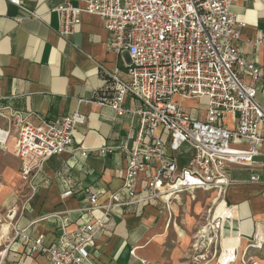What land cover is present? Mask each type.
<instances>
[{
  "label": "crops",
  "instance_id": "obj_1",
  "mask_svg": "<svg viewBox=\"0 0 264 264\" xmlns=\"http://www.w3.org/2000/svg\"><path fill=\"white\" fill-rule=\"evenodd\" d=\"M19 2L31 15L8 0H0V110L10 115L12 121L6 148L0 149V209L8 212L15 208L17 226H28L32 240L42 237L43 246L50 247L58 244L63 233L71 234L92 220L81 211L87 206L88 194L98 193L99 204H104L109 193L120 189L126 162L118 147L136 129L137 120L131 114L117 117L98 103L112 92L108 74L117 72L120 79L128 80L129 62L126 54H116L108 47V34L100 18L82 13L72 35L62 38L58 35L55 10L66 4L79 6V0ZM230 12L237 22L244 24L237 45L241 57L259 68L255 100L264 109V45L254 44L264 34V0H237ZM18 17L23 20L16 22ZM241 77L245 84H251L248 75L242 73ZM174 99L177 103V99L184 101L190 110L179 104L197 119H204V101ZM199 103L204 109L199 110ZM124 108L129 111L135 108L133 98L125 99ZM73 112L87 117L73 135V147L84 150L107 147L113 152L104 156L89 153L85 158H73L68 151L52 156L32 179L34 191L30 192L20 181V163L14 154L18 123L40 126ZM232 119L228 115L222 123L232 128ZM6 125L0 117V127ZM260 134L263 143L252 166L228 165L225 169L230 184L223 199L231 215L225 218L224 213L220 217L222 214L215 211L213 219L218 216L222 219L216 243L205 241L204 246L197 241V234L188 235L194 220L191 216L204 210L195 198L188 197L183 204L186 218L183 225L169 223L179 213L175 204L180 194L168 209L159 202L141 208H112L107 231L95 234L89 247L92 264H216L221 252L235 253L236 260L231 264H242L240 257L245 250L249 263L264 264V259L248 256L260 249L250 247L251 244L264 242V126ZM232 146L248 148L247 144ZM187 151L184 148L178 156L179 168L186 163ZM252 176L258 177L256 183L250 182ZM9 234L5 248L0 251V264H47L44 255H29L28 246L13 240L11 231Z\"/></svg>",
  "mask_w": 264,
  "mask_h": 264
},
{
  "label": "built area",
  "instance_id": "obj_2",
  "mask_svg": "<svg viewBox=\"0 0 264 264\" xmlns=\"http://www.w3.org/2000/svg\"><path fill=\"white\" fill-rule=\"evenodd\" d=\"M8 1L31 15L19 0ZM236 1L79 0V6L56 8L60 37L72 35L82 13L97 16L108 34V47L127 55L128 80L120 79L117 72L108 74L112 92L98 103L117 117H136L137 127L118 147L126 162L120 189L109 193L104 204H99L98 193L88 194L87 206L81 211L92 220L71 234L63 233L56 246H43L42 237L32 240L28 226H17L16 210L8 211L13 240L28 246L29 255L42 254L47 264H92L89 247L95 234L107 231L112 208H141L159 202L168 209L182 193L213 192L212 204L217 208L222 204L225 218L231 215L223 199L230 184L225 169L228 165L252 166L263 143L260 128L264 126V109L255 100L260 71L241 57L237 45L244 24L230 12ZM254 44L263 46L264 34ZM242 73L250 77L251 84L244 83ZM127 97L135 101L131 111L124 108ZM175 97L204 101V119L191 115ZM228 115L233 118L232 128L222 123ZM0 117L7 123L0 127L3 150L12 121L1 110ZM86 121L85 114L73 112L40 126L18 123L14 154L20 163V181L30 192L34 191L32 179L52 156L68 151L73 158H85L89 153L104 156L113 152L107 147H73V135ZM233 144H247L248 148L238 149ZM184 148L188 150L186 163L179 168L178 156ZM257 181V176L250 178V182ZM213 218L214 214L211 223L197 233L201 245L217 242L222 219ZM236 257L233 252H221L216 264H231ZM240 261L256 264L249 263L246 250Z\"/></svg>",
  "mask_w": 264,
  "mask_h": 264
},
{
  "label": "rangeland",
  "instance_id": "obj_3",
  "mask_svg": "<svg viewBox=\"0 0 264 264\" xmlns=\"http://www.w3.org/2000/svg\"><path fill=\"white\" fill-rule=\"evenodd\" d=\"M177 101L179 103H181L184 107H186L184 101H181L179 99H177ZM197 107L199 108V110H202L204 109L203 108V105L202 103H199V105H197ZM187 108V107H186ZM187 110H190L189 108H187ZM199 116H201V114L199 113ZM214 193L213 192H205L203 193L202 191H197L195 193V196H194V192L193 194H189V193H182L180 196H179V201L177 200V203L175 205H177V207L179 208V213L176 217H172L171 220H169V223L170 224H173V223H177V225L181 226L185 223V213L183 211V204H185V202L187 201V198L190 197L192 199H196V201H200L203 205L202 207V212L198 215H192L191 217H193V221H192V227L190 229V232L188 233L189 236H192V235H195L197 234L200 230H201V226L204 224V225H207L209 223H211V219L213 217V214L215 215L216 214V209H217V204L214 203L212 204V200L209 201L207 199L209 198H214ZM216 211V212H215ZM7 209H4V210H1L0 209V221L3 222V221H6V214H7ZM219 214V213H217ZM223 215H220V217H222ZM219 217V216H218ZM216 217V218H218ZM218 221V220H217ZM216 223V221H215ZM200 228V229H199ZM227 234V232H226ZM10 237V234L8 235L7 238H5L3 241H1L0 243V251H2L4 248H5V245H6V241L9 239ZM263 243V248L259 249V250H253L250 252V254H248L249 257H256L258 258L259 260H262L264 259V242L263 240L261 241ZM257 244V243H256ZM202 245L205 246V244L203 243ZM258 245V244H257ZM200 246V245H199ZM212 248V247H211ZM212 253V251H211Z\"/></svg>",
  "mask_w": 264,
  "mask_h": 264
},
{
  "label": "bare ground",
  "instance_id": "obj_4",
  "mask_svg": "<svg viewBox=\"0 0 264 264\" xmlns=\"http://www.w3.org/2000/svg\"><path fill=\"white\" fill-rule=\"evenodd\" d=\"M193 194V193H191ZM14 210H16L14 208ZM217 213L219 214H224L225 213V209L224 207L222 206V204L216 209ZM6 221H3L1 222L0 221V240L4 237H6L8 234H9V231H10V217L8 215V213L6 214ZM263 247V243L261 242V240L259 241V246L258 247H254V248H262Z\"/></svg>",
  "mask_w": 264,
  "mask_h": 264
}]
</instances>
